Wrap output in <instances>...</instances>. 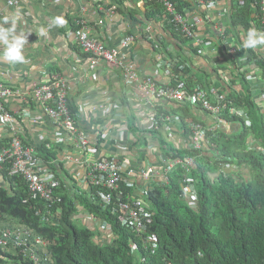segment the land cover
Listing matches in <instances>:
<instances>
[{"label": "built area", "instance_id": "obj_1", "mask_svg": "<svg viewBox=\"0 0 264 264\" xmlns=\"http://www.w3.org/2000/svg\"><path fill=\"white\" fill-rule=\"evenodd\" d=\"M145 1L157 3L161 12L159 19L166 25L169 33L172 34L174 31L181 38L187 40V44H182L175 38L183 48H188L199 55L216 53L224 60V67L217 65L212 77L204 75L203 79L205 80L192 79L189 84L191 91L188 90L185 78L176 83L172 81L161 83L152 75H140L134 69L133 64L128 63L123 56L122 53L129 51L136 41L133 33L126 32L118 45L109 46L91 35L93 21L80 17L76 19L75 41L82 52L89 56V68L95 70L101 61L109 66L119 68L126 83L141 87L156 100L169 101L177 108L187 105L192 111H203L212 119V123L205 125L193 120L194 117H189L185 119L186 126L181 127L179 115L154 109L147 118L151 126L146 145L147 149L154 150L156 153L154 160L144 157L136 165L133 164L129 152L124 155L107 153L94 157L93 151L103 140H92L87 133L79 128L78 115L76 112L73 113L69 106L70 85L68 79L60 74H54L43 82H34L22 87L11 86L3 80L4 72L0 66V180L5 184L0 187L8 188L10 185L3 175L7 168L11 176L21 179L30 196H33L32 198L39 199V202L32 203L30 207L38 211L42 216V223L46 225L45 223L62 212V207L58 205L61 197L56 192L61 186L65 188L67 186L66 175L61 171L62 161L81 165L85 172L84 175H79L78 180L73 181L77 188L76 193L88 197L91 202L101 205L104 209L111 207L112 213L117 216L120 225L132 230L141 240L144 248L155 251L158 242L149 230L152 214L148 199L154 186L157 184L169 185L170 174L179 167L181 169L180 182L185 197L191 207H196L197 199L192 171L198 166L199 158L206 159V156H209L208 163L209 166H212L213 161L217 158L212 161L211 157L218 154L217 151L212 150L213 143L209 134L217 132V129L224 130L223 115L242 119L250 126L246 109L230 101L228 97L231 93L241 96L242 75L234 77V68L226 62V57L236 62L238 74L240 71L246 73V79L251 85L250 94L263 109L264 84L261 79V68L257 67L248 57L239 53L234 36H225L227 22L224 23L222 15L219 13L217 15L219 19H213L216 0H188L189 6H184L181 11L177 9L173 0ZM244 1L238 0L237 5L242 7ZM256 1L258 11L253 12V16L257 13L256 16L260 24L264 26V0ZM18 2L19 0H8L9 5ZM195 4L203 5L207 11L198 18H189L188 12ZM82 9L84 10L85 7ZM101 10L107 14L113 13V7H107L106 4L101 7ZM201 24L206 25V28L201 29ZM239 28L241 29V26ZM155 48L160 50L155 51L153 48L158 56L155 64L156 69L164 70L172 77L176 73L174 72L175 67L188 68L189 72H192L189 62L180 58L172 44L157 43ZM261 49L264 50V46L258 48L259 51ZM180 71L183 75L182 70ZM209 74L210 72H207V75ZM202 80L204 82L208 80V83L205 84ZM217 82L219 84L215 85ZM12 99L13 102L20 103L16 110L11 107ZM39 111L56 125L65 129L67 136L64 139L74 144L72 146L74 151L63 154L62 161L60 158L46 160L39 151V143L26 140L20 134L18 118H37ZM35 113L37 114L35 115ZM176 123H180L182 134L178 143L173 141L174 145L183 150L197 152L196 154L179 156L170 155L164 151L163 148H166V145L162 147L156 138L157 132L161 133L163 139H171L170 128ZM246 142L248 148L264 151L253 134L249 133L246 136ZM206 151L209 152L205 153ZM232 164L229 161H223L218 172L230 171ZM232 167L234 168V165ZM125 188L129 189L127 195L123 192ZM79 207L80 205H78V209ZM83 210L88 222L86 224L95 226L104 234V239L109 240L112 232L109 230L108 222L101 218H94L84 208ZM54 245V239L20 224L18 220H9L8 222L0 220V264L15 263V260L5 255L9 253L18 257L16 264H52V247ZM130 245L132 249L136 248L133 242Z\"/></svg>", "mask_w": 264, "mask_h": 264}, {"label": "trees", "instance_id": "obj_2", "mask_svg": "<svg viewBox=\"0 0 264 264\" xmlns=\"http://www.w3.org/2000/svg\"><path fill=\"white\" fill-rule=\"evenodd\" d=\"M173 1L179 11L190 4L188 0ZM147 4L150 5L149 17L161 15L155 1H147ZM242 5L234 6L233 12L226 17L225 36H234L239 53L261 68L264 84V53L258 50L260 46L252 49L242 46L250 28L264 31L257 13L253 16V12L258 11V3L256 0H245ZM172 35L182 44H187V40L176 32L173 31ZM162 42L158 38L152 41L155 51H160L155 45ZM226 62L234 68V77L242 75L241 96L231 93L228 97L246 109L250 126L242 119L223 115L224 127L234 124L233 131L217 129V132L209 134L212 150L218 154L211 157L212 161L217 158L212 166L208 163L209 156L199 158L198 166L192 171L196 207H191L185 197L179 167L170 174L169 185L154 186L148 199L152 214L149 230L158 242L155 251L144 248L132 230L121 226L111 207L104 209L88 197L77 194L76 185H73V196L64 186L56 190L61 197L58 205L62 207V212L44 225L42 216L30 207L39 199L32 198L21 179L11 176L7 168L3 175L10 185L8 188L0 187V220H18L20 224L54 239L52 264H264V151L248 148L246 142V136L253 134L264 149V109L250 94L251 85L246 73L240 71L238 74L233 59L226 57ZM180 70L183 75L189 72L188 68H174L177 75ZM185 82L191 91L190 85ZM69 106L75 113V109ZM170 112L180 116L181 127L186 126V118L194 117L187 105ZM193 120L202 123L195 117ZM235 124L239 125V129ZM156 138L162 147L166 145L163 149L170 155L197 153L177 148L172 140L163 139L160 132H157ZM142 142L148 144L146 139ZM39 151L46 160L56 157L46 143L39 146ZM223 161L233 163L234 168L231 165L230 171L218 172ZM61 171L67 175L63 166ZM127 190H123L125 195ZM78 205L92 217L108 222L112 232L109 240L104 239V234L95 226L87 225L77 217ZM132 242L136 248L132 249ZM5 255L15 260L14 264L17 263L16 255Z\"/></svg>", "mask_w": 264, "mask_h": 264}, {"label": "crops", "instance_id": "obj_3", "mask_svg": "<svg viewBox=\"0 0 264 264\" xmlns=\"http://www.w3.org/2000/svg\"><path fill=\"white\" fill-rule=\"evenodd\" d=\"M237 2L238 0H216L213 19H219L217 15L220 13L224 23L227 22L226 17L233 12ZM104 4L113 7V13L107 14L101 10ZM206 9L203 5L195 4L188 12V17L198 18ZM148 10L149 5L145 0H19L14 5H9L8 0H0V23L5 18H16L17 34L23 33L27 37L23 50L24 63L13 65L0 57V66L4 72L2 78L8 85L22 87L60 74L69 81L68 101L78 115L79 128L92 140H103L93 151L94 157L107 153L124 155L129 152L136 165L144 157L154 160L156 153L147 149L142 142L145 139L148 142L149 139L151 123L147 118L154 109L170 112L177 108L176 105L156 100L141 87L126 83L119 68L101 61L95 70L90 69L89 56L82 52L75 41L76 19L80 17L91 19V35L109 46L118 45L126 32L133 33L136 41L129 51L122 53L123 56L140 75H152L161 83H176L185 78L190 84L192 79L201 80L205 74L206 77H212L217 65L224 67V60L216 53L199 55L183 48L168 32L159 16H148ZM56 17L62 18L66 23L63 26H50ZM3 26L8 27L7 24ZM41 28L45 29V35L40 34ZM200 28L205 29L206 25L201 24ZM157 38L172 44L180 58L189 62L192 72H188L186 76L175 73L172 77L170 73L156 69L158 56L151 43ZM3 50L4 46L0 45V52ZM207 72L210 74L207 75ZM203 83L207 84L208 80ZM218 84L219 82L215 85ZM10 104L16 110L20 103L13 102L12 99ZM191 114L205 125L212 123V119L203 111L191 110ZM25 118H18L21 136L26 140L36 141L39 146L46 143L56 155L53 159L60 158L62 161L63 154L74 151V144L64 139L67 131L44 113L39 111L37 118ZM233 125L224 129L233 131ZM236 128L239 129V126L236 125ZM170 129L172 135L169 140L178 143L182 134L180 123L172 125ZM62 166L67 171V191L74 194L73 181L78 180L79 175H84L85 169L81 165L65 161H62ZM0 185H5L2 180ZM77 217L88 223L81 206Z\"/></svg>", "mask_w": 264, "mask_h": 264}, {"label": "clouds", "instance_id": "obj_4", "mask_svg": "<svg viewBox=\"0 0 264 264\" xmlns=\"http://www.w3.org/2000/svg\"><path fill=\"white\" fill-rule=\"evenodd\" d=\"M66 23L62 18L56 17L51 21L50 26H63ZM7 24L8 27L3 26ZM41 35H45V29L41 28ZM27 42V37L23 34H17L16 18H5L0 23V45L4 46V50L0 52L6 62L10 64H18L25 62L23 50ZM244 48L252 49L259 46H264V32H260L255 28H250L246 33V38L243 41Z\"/></svg>", "mask_w": 264, "mask_h": 264}, {"label": "rangeland", "instance_id": "obj_5", "mask_svg": "<svg viewBox=\"0 0 264 264\" xmlns=\"http://www.w3.org/2000/svg\"><path fill=\"white\" fill-rule=\"evenodd\" d=\"M239 126V125H238ZM197 206V205H196ZM195 207V206H194Z\"/></svg>", "mask_w": 264, "mask_h": 264}]
</instances>
